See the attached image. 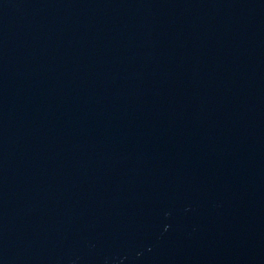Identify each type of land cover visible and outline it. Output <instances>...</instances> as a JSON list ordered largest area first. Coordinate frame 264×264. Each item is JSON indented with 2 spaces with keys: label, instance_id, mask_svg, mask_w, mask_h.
<instances>
[{
  "label": "water",
  "instance_id": "1",
  "mask_svg": "<svg viewBox=\"0 0 264 264\" xmlns=\"http://www.w3.org/2000/svg\"><path fill=\"white\" fill-rule=\"evenodd\" d=\"M0 264H264V0H0Z\"/></svg>",
  "mask_w": 264,
  "mask_h": 264
}]
</instances>
